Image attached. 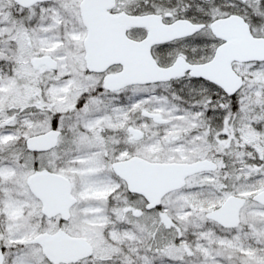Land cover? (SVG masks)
Returning a JSON list of instances; mask_svg holds the SVG:
<instances>
[{"label":"snow or ice","instance_id":"6c2138e0","mask_svg":"<svg viewBox=\"0 0 264 264\" xmlns=\"http://www.w3.org/2000/svg\"><path fill=\"white\" fill-rule=\"evenodd\" d=\"M0 264H264V0H0Z\"/></svg>","mask_w":264,"mask_h":264}]
</instances>
